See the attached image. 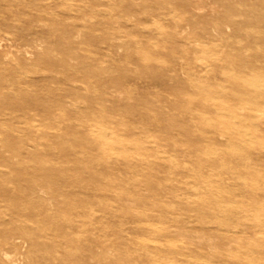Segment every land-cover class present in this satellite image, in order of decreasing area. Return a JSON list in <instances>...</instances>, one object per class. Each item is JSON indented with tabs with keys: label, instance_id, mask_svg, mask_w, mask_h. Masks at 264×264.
<instances>
[{
	"label": "rangeland",
	"instance_id": "rangeland-1",
	"mask_svg": "<svg viewBox=\"0 0 264 264\" xmlns=\"http://www.w3.org/2000/svg\"><path fill=\"white\" fill-rule=\"evenodd\" d=\"M0 264H264V0H0Z\"/></svg>",
	"mask_w": 264,
	"mask_h": 264
},
{
	"label": "bare ground",
	"instance_id": "bare-ground-1",
	"mask_svg": "<svg viewBox=\"0 0 264 264\" xmlns=\"http://www.w3.org/2000/svg\"><path fill=\"white\" fill-rule=\"evenodd\" d=\"M22 242V241H21ZM15 243V242H14ZM16 244V243H15Z\"/></svg>",
	"mask_w": 264,
	"mask_h": 264
}]
</instances>
